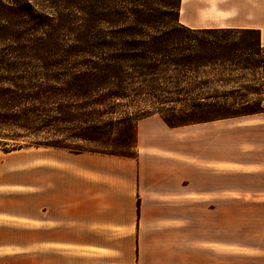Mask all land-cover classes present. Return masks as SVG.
<instances>
[{"label": "crops", "instance_id": "0c3cea01", "mask_svg": "<svg viewBox=\"0 0 264 264\" xmlns=\"http://www.w3.org/2000/svg\"><path fill=\"white\" fill-rule=\"evenodd\" d=\"M219 1L264 43V0ZM0 264H264V112L144 121L136 156L0 150Z\"/></svg>", "mask_w": 264, "mask_h": 264}, {"label": "trees", "instance_id": "16d2710c", "mask_svg": "<svg viewBox=\"0 0 264 264\" xmlns=\"http://www.w3.org/2000/svg\"><path fill=\"white\" fill-rule=\"evenodd\" d=\"M181 4L0 0V138L48 133L26 147L136 156L146 116L174 128L263 113L261 31L188 26Z\"/></svg>", "mask_w": 264, "mask_h": 264}, {"label": "rangeland", "instance_id": "374dc122", "mask_svg": "<svg viewBox=\"0 0 264 264\" xmlns=\"http://www.w3.org/2000/svg\"><path fill=\"white\" fill-rule=\"evenodd\" d=\"M186 1V0H185ZM224 2H221L219 0H211V1H204V0H187L185 6L183 7V11H181V22L184 24L191 26V27H208V26H225V25H233L235 23L242 24L244 22L243 19L249 20L253 18V16H238L233 14V12L228 11L225 7H223ZM118 115H123L127 111L133 116L135 111H138L136 115L143 113V106H139L136 108H129L126 105H121L118 108ZM154 121V120H160V116L158 114H154L151 116H146L144 118L139 119L137 123V130L140 123L144 121ZM48 135V136H47ZM47 137V138H46ZM52 136L48 133L41 134L39 138H35L33 136L21 138L19 140H10L8 138H3L0 142V146L3 147V141H6L12 144H21L26 147L27 144H30V142L35 141V139L38 140H44L51 138ZM6 139V140H5ZM5 146V145H4ZM18 146V145H17ZM6 147V146H5ZM87 148H93L97 150H110L111 147L104 148L100 143H87ZM23 148V149H24ZM3 151V150H2ZM127 152H130L132 154H135L136 148H132L130 150H127Z\"/></svg>", "mask_w": 264, "mask_h": 264}, {"label": "bare ground", "instance_id": "6f19581e", "mask_svg": "<svg viewBox=\"0 0 264 264\" xmlns=\"http://www.w3.org/2000/svg\"><path fill=\"white\" fill-rule=\"evenodd\" d=\"M186 1H187V0H186ZM186 1H185V0H182V9H181V11H183V7L185 6Z\"/></svg>", "mask_w": 264, "mask_h": 264}]
</instances>
